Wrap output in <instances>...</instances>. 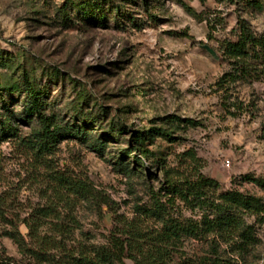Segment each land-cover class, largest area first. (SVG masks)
I'll return each instance as SVG.
<instances>
[{
    "label": "rangeland",
    "instance_id": "1",
    "mask_svg": "<svg viewBox=\"0 0 264 264\" xmlns=\"http://www.w3.org/2000/svg\"><path fill=\"white\" fill-rule=\"evenodd\" d=\"M110 1L120 13L109 12L107 5L108 25L98 28L75 14L69 26L61 24L57 12L65 0H0L2 86L28 78L49 92L48 103L68 123L76 121L72 108L81 107L78 97L86 94L90 101L84 109L92 119L106 115L107 127L120 123L132 131L167 130L174 141L155 138L150 149L173 169L186 175L199 170L223 191L237 188L264 196L243 181L264 177V83L219 84L231 69L221 46L238 41L240 22L264 35V0ZM171 118L192 123L180 126ZM93 140H66L47 162L2 143L0 200L25 217L37 207H67L57 197L61 186L54 176L87 183L95 196L76 203L80 232L75 237L83 233V238L106 243L116 218L132 220L138 207L152 205L160 182L128 173L125 164L135 167L134 156L124 154L129 137L121 144L110 140L98 152L89 149ZM20 230L28 237L25 226ZM258 234L263 243L249 260L264 264V226ZM202 255L200 244L188 242L185 256L173 264H195ZM0 264L36 263L0 235Z\"/></svg>",
    "mask_w": 264,
    "mask_h": 264
},
{
    "label": "trees",
    "instance_id": "2",
    "mask_svg": "<svg viewBox=\"0 0 264 264\" xmlns=\"http://www.w3.org/2000/svg\"><path fill=\"white\" fill-rule=\"evenodd\" d=\"M107 5L109 12L120 13V7L111 6L110 0H65L57 15L66 26L75 14L81 21L90 19L94 26L106 28ZM221 53L231 68L220 80L221 88H231L242 80L264 83V35L255 34L245 21L240 22L238 41L224 42ZM48 95L47 90L37 89L28 78L7 87L0 83V146L4 142L14 144L37 161L47 162L69 139L87 144L94 138L89 149L98 152L106 142L121 144L127 136L124 154L135 158L133 169L125 164L128 173L146 174L159 181L160 187L153 192L150 207H138L136 218H116L104 244L83 238V233L79 234L81 239L75 237L80 232L76 203L95 196L87 183L54 176L62 191L56 190L57 197L67 206L64 210L37 207L21 217L6 199L0 200V235L8 238L21 255L36 264H126L127 260L133 264H173L180 254L185 256L186 244L193 241L203 248L195 264H254L249 258L263 243L258 228L264 226V196L237 188L223 191L216 180L199 170L186 175L170 167L150 149L155 138L174 141L163 128L132 131L120 123L107 127L106 115L92 119L93 113L84 109L90 101L86 94L78 97L82 106L72 108L78 116L76 121L72 118L73 122L68 123L48 103ZM170 123L181 126L192 121L174 118ZM186 156L195 161L190 153ZM243 181L264 193V177L245 176ZM21 226L28 229V237L22 234Z\"/></svg>",
    "mask_w": 264,
    "mask_h": 264
},
{
    "label": "built area",
    "instance_id": "3",
    "mask_svg": "<svg viewBox=\"0 0 264 264\" xmlns=\"http://www.w3.org/2000/svg\"><path fill=\"white\" fill-rule=\"evenodd\" d=\"M227 166H228V167L230 166V163H229V161H227Z\"/></svg>",
    "mask_w": 264,
    "mask_h": 264
}]
</instances>
